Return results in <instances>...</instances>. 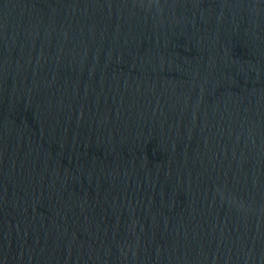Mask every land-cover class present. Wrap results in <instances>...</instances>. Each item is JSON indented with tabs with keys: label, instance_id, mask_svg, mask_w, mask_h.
<instances>
[{
	"label": "water",
	"instance_id": "obj_1",
	"mask_svg": "<svg viewBox=\"0 0 264 264\" xmlns=\"http://www.w3.org/2000/svg\"><path fill=\"white\" fill-rule=\"evenodd\" d=\"M0 264H264V0H0Z\"/></svg>",
	"mask_w": 264,
	"mask_h": 264
}]
</instances>
